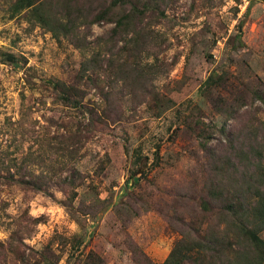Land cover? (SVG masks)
<instances>
[{"label":"rangeland","instance_id":"1","mask_svg":"<svg viewBox=\"0 0 264 264\" xmlns=\"http://www.w3.org/2000/svg\"><path fill=\"white\" fill-rule=\"evenodd\" d=\"M14 2L0 0V52L17 58L0 54V264H139L135 249L162 264L183 232L223 230L224 215L204 204L232 158L226 136L264 146V0H168L140 30L145 70L127 85L107 73L80 80L115 27L85 29V1L74 41ZM211 76L221 80L205 90ZM57 81L85 90L80 107L57 99ZM239 171L225 183L239 184ZM33 172L45 191L7 180Z\"/></svg>","mask_w":264,"mask_h":264},{"label":"trees","instance_id":"2","mask_svg":"<svg viewBox=\"0 0 264 264\" xmlns=\"http://www.w3.org/2000/svg\"><path fill=\"white\" fill-rule=\"evenodd\" d=\"M83 1H85V29L90 31L92 25L101 23L112 24L115 27L108 34L109 38L107 37L106 47L109 48L100 49L85 60V66L83 65L79 73L80 80L86 79L93 83L96 76L107 73V78L112 83L120 80L127 85L132 75L135 76V80L136 76L145 70L139 60L145 50L143 46L145 42L140 43L142 39L140 30L150 25L146 22L148 18L158 20L160 14L165 15L163 5H166L168 0H64L65 5L62 0H16L12 7L15 14L28 11L29 18L46 28L55 38L64 37L74 41L78 20L83 17L76 14L82 11ZM119 9L123 12L119 13ZM131 34L135 35L129 38ZM121 42L124 45L114 54V48L109 45L116 47ZM106 53L114 56L107 60L103 58ZM0 54L3 63L17 64L14 55L2 52ZM120 61H123V67L130 61L135 67L121 68L117 65ZM103 62H107L108 68H102ZM220 80L221 76H211L206 81L207 85L204 89L211 90ZM105 83L111 85L108 81ZM50 85L57 94V99L65 106L80 107L85 99L86 93L82 88L61 81L51 82ZM226 139L229 142L232 158H227L224 163L220 158L216 161L217 164L223 163L222 167L218 166L215 169V174L220 178L216 185H211V197L204 204L205 210L217 208L220 214L224 215L223 221L227 224L226 227L221 231L207 228L205 232L199 229L183 232V236L175 242L169 256L162 264H264V240L260 236L264 231V165L262 164L264 146L257 143L256 138L249 140L253 145L246 140L241 141L239 137L231 138L228 135ZM204 146L206 147V144ZM247 146L250 147L248 155L245 150ZM136 159L142 161L140 156ZM240 167L245 168L247 172L244 179H240L239 184L234 185L233 188L225 183L223 177L229 172L230 175L239 174ZM9 168L4 169L10 172ZM141 169L139 167L134 175L139 174ZM29 176L31 180L19 181L15 178V174L10 173L8 179L7 175H2L9 183L45 191L47 184L37 182L38 175L33 172ZM59 186L76 190L79 185L71 182L60 183ZM225 215L229 219L225 218ZM216 227L220 228L218 225ZM193 232L197 233L196 237L192 236ZM132 252L139 264H155L141 250L135 249ZM94 264H105V262L98 258Z\"/></svg>","mask_w":264,"mask_h":264}]
</instances>
